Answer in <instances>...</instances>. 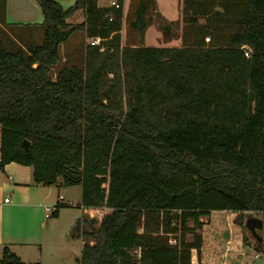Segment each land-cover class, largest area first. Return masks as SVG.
Segmentation results:
<instances>
[{
  "label": "trees",
  "instance_id": "trees-1",
  "mask_svg": "<svg viewBox=\"0 0 264 264\" xmlns=\"http://www.w3.org/2000/svg\"><path fill=\"white\" fill-rule=\"evenodd\" d=\"M34 1L41 44L0 47V163L31 168L37 185L80 186L83 209L108 211L74 223L69 238L93 242L77 264H191L192 251L203 264L201 218L236 213L245 232V213L264 216V0H184L183 20L205 26L182 48L144 47L152 0L128 22L139 44L123 47V0ZM77 12L83 22L66 24ZM76 32L100 42L52 80ZM0 264L39 263L0 246Z\"/></svg>",
  "mask_w": 264,
  "mask_h": 264
},
{
  "label": "crops",
  "instance_id": "crops-1",
  "mask_svg": "<svg viewBox=\"0 0 264 264\" xmlns=\"http://www.w3.org/2000/svg\"><path fill=\"white\" fill-rule=\"evenodd\" d=\"M51 1L64 9L72 7L76 2V0ZM125 1L123 0V14ZM83 20L82 12H77L66 20V24L77 25ZM42 23L41 10L34 0H0V47L7 51L19 48L24 50L31 41L36 44L43 34ZM11 31L15 33L12 34ZM81 34L84 36L85 51L91 40ZM62 50H67L68 55H71L66 43L61 45L60 51ZM76 189L77 191H74ZM57 204L62 207L58 210L57 216L53 217ZM48 207L53 211L50 217L46 218L45 208ZM75 207L82 211V216H88V212L89 215L93 213L92 210L90 212L81 207L80 186L64 188L60 180L51 186L37 185L33 182L31 168L16 163L5 165L0 163V246L7 247L22 262L45 264L46 254H50L53 260H56L59 257L57 255L63 253L67 233L71 232L74 223L80 218L75 216ZM210 214L216 215L214 223L220 228V240L224 241L221 257L226 258L229 254L227 264H244L242 257H234L243 251L242 231L234 224L233 219L236 213L211 212ZM223 221L227 222L226 228L224 224L222 225ZM231 234L235 235L234 238ZM81 249L80 242V253ZM251 249L247 248L248 253ZM192 258L193 255L191 257L193 264Z\"/></svg>",
  "mask_w": 264,
  "mask_h": 264
},
{
  "label": "rangeland",
  "instance_id": "rangeland-1",
  "mask_svg": "<svg viewBox=\"0 0 264 264\" xmlns=\"http://www.w3.org/2000/svg\"><path fill=\"white\" fill-rule=\"evenodd\" d=\"M153 5L149 8L147 13V19L149 20L150 26L146 29L144 35H143V45L144 47L149 48H182L187 41L191 43L198 34L202 32L200 27L205 26V20L204 19H198L196 25L188 24L183 20V14H182V8H183V2L184 0H152ZM126 6L125 11L123 14V24L122 29L120 33V44L121 47L123 46H131V45H137L139 44L141 37L140 35L131 30L128 27L129 20L133 17V11L136 8V5L138 3V0H126ZM164 28H167L168 30H165ZM234 31V26L231 25L228 27L224 34L228 36L230 33ZM12 34L15 33V31H11ZM210 42L207 44L205 42V45H210L212 42L211 36ZM42 41V36L38 39L37 45L40 44ZM83 41L84 36H82L81 33L76 32L71 36V38L66 42V48L71 50V55H68L67 50L60 51V57L61 61L58 64V66L52 71L51 78L52 80L55 79V74L57 71L64 67H71L75 66L77 68L83 69L84 68V49H83ZM17 49H9L8 51H16ZM79 189V188H77ZM74 190V191H77ZM68 199L65 200L67 202ZM75 204V203H74ZM74 213L76 218L81 217L82 211L79 210V208H74ZM106 210H99L98 213L93 212L90 214L91 216H88L89 219H95L98 222L101 220V218L107 213ZM73 215V214H72ZM209 217H203L200 221H208V224L205 225L202 236L207 242L206 249L202 250L201 257L203 264H205L207 261L212 260V264H227L226 260H228V256L226 258H222V245L224 241L219 238V229L214 221L216 219V215L213 214ZM238 214H235L234 220L236 219ZM245 219L247 218H256L263 221L264 224V216L261 214L256 213H245L244 214ZM224 224V225H223ZM189 225H191L189 223ZM214 225V226H213ZM222 225L226 228L227 222L223 221ZM222 226V228H223ZM242 231V239L243 242V251L241 253H237L234 257L237 258V256L242 257L244 259V264H247L251 262L252 264H264V226L260 231H257V235H259L263 239V248L260 252L255 251V242L254 239L250 236L249 232L246 230L245 232ZM142 230L139 229V233H141ZM69 233H67L66 237V244L65 249H62L63 253H59L57 255V259L53 260V258L50 256V254H46V263L45 264H77V261L80 257V240H71L69 238ZM228 235V232H227ZM232 238H234V234H231ZM172 239V238H171ZM191 235L186 236L187 241H191ZM84 243H87V241H83ZM171 244L174 243V240H171ZM213 247L216 250H218V257L216 259H212V256L210 255V248ZM247 248H252L249 253ZM61 250V249H60ZM259 254V259H254L255 254ZM64 254V257H62ZM193 255L194 264H198L197 255L195 251L191 252V257ZM244 256V257H243ZM249 261V262H248ZM192 264V263H191Z\"/></svg>",
  "mask_w": 264,
  "mask_h": 264
},
{
  "label": "water",
  "instance_id": "water-1",
  "mask_svg": "<svg viewBox=\"0 0 264 264\" xmlns=\"http://www.w3.org/2000/svg\"><path fill=\"white\" fill-rule=\"evenodd\" d=\"M23 146L26 149L28 146V141H23ZM245 228L249 232L250 236L257 241L258 243L262 242V238L257 235V231H260L263 228V221L256 218H247L245 220Z\"/></svg>",
  "mask_w": 264,
  "mask_h": 264
},
{
  "label": "built area",
  "instance_id": "built-area-1",
  "mask_svg": "<svg viewBox=\"0 0 264 264\" xmlns=\"http://www.w3.org/2000/svg\"><path fill=\"white\" fill-rule=\"evenodd\" d=\"M111 5H114V2H111ZM90 40H91L90 45H98L99 42H100L99 39H90ZM205 42L208 44V43L210 42V39L205 38ZM241 49L244 51V56H245L246 58H249V57H250V52H251V50H250L247 46H243ZM5 202H7V200H5ZM52 211H53V209L50 208V207L45 208V217H46V218L50 217V214L52 213ZM98 211H99V210H92V212H95V213H98ZM106 211H107V210H106ZM90 212H91V210H90ZM88 216H91V215H89V212H88ZM81 244H82V246H83L85 243L82 241ZM87 244H88L89 246H92V245H93V242H87ZM258 258H259L258 254H255V255H254V259L256 260V259H258ZM248 264H252V263L249 262Z\"/></svg>",
  "mask_w": 264,
  "mask_h": 264
}]
</instances>
